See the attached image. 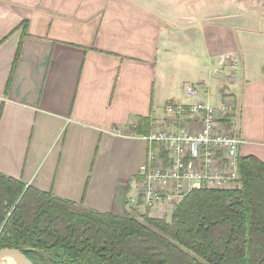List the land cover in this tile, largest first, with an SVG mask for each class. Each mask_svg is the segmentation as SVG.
<instances>
[{"label":"crops","instance_id":"obj_1","mask_svg":"<svg viewBox=\"0 0 264 264\" xmlns=\"http://www.w3.org/2000/svg\"><path fill=\"white\" fill-rule=\"evenodd\" d=\"M231 2L0 0V173L123 215L151 148L134 127L197 101L235 104L241 157L264 163V0Z\"/></svg>","mask_w":264,"mask_h":264},{"label":"trees","instance_id":"obj_2","mask_svg":"<svg viewBox=\"0 0 264 264\" xmlns=\"http://www.w3.org/2000/svg\"><path fill=\"white\" fill-rule=\"evenodd\" d=\"M239 172L236 189L196 191L169 220L99 212L0 173V251L33 264H264V163L242 157Z\"/></svg>","mask_w":264,"mask_h":264},{"label":"built area","instance_id":"obj_3","mask_svg":"<svg viewBox=\"0 0 264 264\" xmlns=\"http://www.w3.org/2000/svg\"><path fill=\"white\" fill-rule=\"evenodd\" d=\"M219 66L216 76H224L229 84L239 82L237 54H222ZM187 93L194 97L197 91L188 87ZM164 115L152 118L151 131L143 136L151 148L140 176L141 188L128 200L130 209L174 206L196 191H230L240 185L244 139L235 104L171 102Z\"/></svg>","mask_w":264,"mask_h":264},{"label":"rangeland","instance_id":"obj_4","mask_svg":"<svg viewBox=\"0 0 264 264\" xmlns=\"http://www.w3.org/2000/svg\"><path fill=\"white\" fill-rule=\"evenodd\" d=\"M185 1H187V3L191 2L195 6L200 5L199 3L203 4V2L204 3L212 2V5H207V6H214V5L217 6L219 1H225V0H185ZM227 1L228 2L232 1L231 4L234 3V5H237V7H239L241 5V2H242V4H244V0H227ZM248 1L250 3V0H248ZM251 1L254 2L255 0H251ZM172 210H173V206H160V207H157L155 209H150V210H148V209H146L144 207H140V208L136 209L135 213H137V214H145V213H147V211H149V216L150 217L165 218V219L169 220L170 216L172 214ZM130 211H132V210H130ZM5 261H7V260H5ZM5 261L0 262V264H4Z\"/></svg>","mask_w":264,"mask_h":264},{"label":"water","instance_id":"obj_5","mask_svg":"<svg viewBox=\"0 0 264 264\" xmlns=\"http://www.w3.org/2000/svg\"><path fill=\"white\" fill-rule=\"evenodd\" d=\"M14 258L19 264H33L31 260L20 250L5 249L0 251V262Z\"/></svg>","mask_w":264,"mask_h":264},{"label":"bare ground","instance_id":"obj_6","mask_svg":"<svg viewBox=\"0 0 264 264\" xmlns=\"http://www.w3.org/2000/svg\"><path fill=\"white\" fill-rule=\"evenodd\" d=\"M7 262V263H6ZM6 264H19L14 258H10V260L5 261ZM4 263V264H5Z\"/></svg>","mask_w":264,"mask_h":264}]
</instances>
